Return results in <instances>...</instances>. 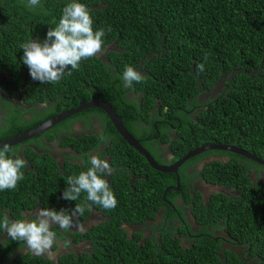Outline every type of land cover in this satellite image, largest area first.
<instances>
[{"label": "trees", "instance_id": "16d2710c", "mask_svg": "<svg viewBox=\"0 0 264 264\" xmlns=\"http://www.w3.org/2000/svg\"><path fill=\"white\" fill-rule=\"evenodd\" d=\"M69 2L40 0L42 7L30 9L27 0H0V142L98 99L111 104L161 165L208 145L236 146L264 161V0H79L89 9L94 30H105L101 53L82 60L57 83L33 80L20 45L43 42ZM126 66L144 77L130 89L122 84ZM93 119L101 129L97 134L82 137L83 131H74L76 122L89 126ZM101 132L108 137L103 144ZM164 143L170 145L165 152ZM104 146L100 156H108L114 169L105 179L118 203L104 209L89 202L82 216H74L84 224L93 212L102 214L87 233L72 232L89 249L56 262L6 238L0 240V264H264L263 165L209 150L188 159L177 173L159 171L99 108L9 147L27 166L16 189L0 191V218L7 212L10 219H24L41 208L70 212L86 193L77 201L63 199L65 180L86 171L89 154ZM211 155L227 159L194 171ZM201 178L218 188L206 201L199 190L191 196L189 184ZM187 205L199 232H190V225L185 229ZM161 212V222H155ZM177 218L182 225L169 223ZM147 223L156 231L147 238L143 228L132 234L126 228ZM54 230L67 242L71 229L64 235ZM5 233L0 229V239ZM183 237L192 240L184 245Z\"/></svg>", "mask_w": 264, "mask_h": 264}, {"label": "clouds", "instance_id": "9594fccd", "mask_svg": "<svg viewBox=\"0 0 264 264\" xmlns=\"http://www.w3.org/2000/svg\"><path fill=\"white\" fill-rule=\"evenodd\" d=\"M38 6L42 7L40 0H27L26 7L35 9ZM93 24L87 6L79 0H71L63 8L59 23L48 30L43 42L31 39L21 44L23 63L28 66L32 79L41 83H57L66 73L70 75V70H78L82 60L101 53L105 30H94ZM197 70L202 72L204 64H199ZM143 79L142 73L136 68L125 67L122 74L123 87L130 89L134 83H140ZM99 139L103 144L108 137L101 132ZM89 156L90 159L85 164L86 171L67 177L65 180L67 187L62 196L65 200L77 201L82 193H86L82 203H77L70 212L64 209L55 211L41 208L30 220L27 217L13 220L5 212L0 218V229L3 233L6 232L12 240L23 242L27 251L35 256L52 257L53 246L57 243L58 237L54 228L67 231L75 225L83 231L84 225L78 224L74 216L77 214L82 216L91 204L100 205L104 209L116 208L117 198L105 179L106 176L112 175L113 167L108 159H102L98 154L90 153ZM26 166L27 161L17 152L8 146L0 148V191L16 189L18 181L24 179L22 170ZM252 178L255 179L253 175ZM66 244L67 242L65 246Z\"/></svg>", "mask_w": 264, "mask_h": 264}, {"label": "flooded vegetation", "instance_id": "af4514ba", "mask_svg": "<svg viewBox=\"0 0 264 264\" xmlns=\"http://www.w3.org/2000/svg\"><path fill=\"white\" fill-rule=\"evenodd\" d=\"M86 126H88V125L86 124L85 121L76 122L75 125H74V131L75 132L83 131L82 137H84V136H87V135H91L92 133L97 134L101 130L99 125H98V120H94L93 119L92 122L90 123V125L88 126V128ZM106 147L107 146H104V147H102L100 149H96V150H94V152L92 154H98L99 156L101 154L103 155L106 152ZM168 147H170V145L166 144V143H164L163 145H160V149L163 150V151H164L165 148H168ZM165 154H166L167 158L169 159V162L171 163V154H170V152H168V154L167 153H165ZM104 158L108 159V161L110 160V158L108 156H106V155L103 156L102 159H104ZM215 159L226 160L227 157L211 155L210 157H208V159H204V161H202V163H199L197 165V167H195L194 171L196 170V171L200 172L203 169V167H204L203 165L204 164H207V162H213V160H215ZM175 163H173V164H175ZM173 164H171V165H173ZM178 171H179V169H178ZM252 175L254 177H256L255 174L252 173ZM263 178H264V176H263ZM258 182L261 183V181H259V180H258ZM189 186L192 187V190H193L191 192V196L192 197L195 196V192L199 190V192H201L204 195V200L205 201L208 200L209 197L213 193L218 191L217 186H214L213 184L208 183L207 180H205L203 178L194 181L193 184H189ZM178 201L181 202V199H179ZM182 204H185V203L183 202V203L178 204V205L181 206ZM183 213H184V220L183 221H184V224H185V229L187 231H189V225H190V230H191L190 232H199L200 225L198 224L197 220H195V218L193 217L191 207L187 205V208L183 209ZM35 214H36V212L32 213L31 215L28 214V213L25 214V215H27L28 216L27 218L30 220L31 218L35 217ZM101 218H102V214L100 212H96V211L93 212L90 215L89 218H87L85 221L83 220L84 221V224H83L84 225V230L83 231H81L75 225L73 226V228H70L71 231H69V236H68V238L66 240L68 245L65 246V241L57 239L58 251L56 252V254L54 256H52V257H49L47 255H42V256L45 257V258H49V259H52V260L58 262L60 257H62L63 255H67L69 253L80 255L81 252H83L85 249H89L90 246H89L88 243H86L84 241L83 242H81V241L76 242V238H75V236L73 235L72 232H75V233H79L80 232V233L85 234V233H87L86 231L91 229V228H93V226L97 222H99L101 220ZM162 218H163V216H162V212H161L159 214V216H158V219L155 222L160 223ZM169 223L172 224V225H174L176 223H180V225H182L181 218H177L176 220L175 219H171L169 221ZM126 228H127V230H129L131 232V234L136 232L137 230L143 228L142 232L144 234V238H147L148 236H153L156 233L154 227L150 223L145 224L144 227L143 226H136V227H128V226H126ZM59 230L64 235V231L62 229H59ZM175 235L179 236L178 233H176ZM190 237H194V235L190 234ZM6 238L11 239L7 235V233H5L0 240L6 239ZM181 239H182L184 245L188 244V242H190L192 240V239L190 240L189 237H183ZM3 245L4 244H2V247H3ZM26 250L27 249L25 248L24 252ZM20 251H23V250L21 249ZM15 252H17V251H15ZM15 252H13V254ZM2 263L3 262L1 260V264Z\"/></svg>", "mask_w": 264, "mask_h": 264}, {"label": "water", "instance_id": "95a60500", "mask_svg": "<svg viewBox=\"0 0 264 264\" xmlns=\"http://www.w3.org/2000/svg\"><path fill=\"white\" fill-rule=\"evenodd\" d=\"M91 108H99L101 110H104L108 117L110 118L112 124L117 129L119 134L123 137V139L133 148H135L139 153H141L149 162V164L154 167L155 169L163 172H173L177 173L180 166H182L188 159L197 156L203 152L209 151V150H222V151H230L236 154H240L244 157H247L253 161L258 162L259 164L264 166V161L259 159L257 156L242 150L241 148H238L236 146H224V145H208L204 147H200L192 152H189L186 156H184L182 159L178 160L175 164L171 166L167 165H161L159 164L155 158L148 152L141 144L140 142L133 137L127 128L124 126L122 119L118 116V114L115 112L111 104L108 102L100 101L98 99H93L90 102H83L81 103L77 108L73 110H69L66 112H63L59 114L58 116H55L51 118L50 120L46 121L45 123L41 124L40 126L22 134L19 135L13 139L0 142V148H3L4 146L12 147L19 143H23L26 140L32 139L36 136H38L41 133H44L48 131L49 129L53 128L57 124L63 122L65 119L80 113L86 109Z\"/></svg>", "mask_w": 264, "mask_h": 264}, {"label": "rangeland", "instance_id": "374dc122", "mask_svg": "<svg viewBox=\"0 0 264 264\" xmlns=\"http://www.w3.org/2000/svg\"><path fill=\"white\" fill-rule=\"evenodd\" d=\"M57 244V243H56ZM56 244H54V246H53V253H54V255L56 254V252L58 251V245H56ZM56 245V246H55ZM53 255V256H54Z\"/></svg>", "mask_w": 264, "mask_h": 264}]
</instances>
